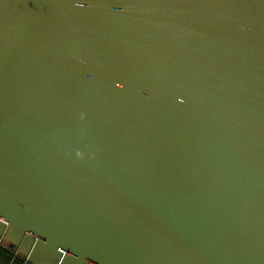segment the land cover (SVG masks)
<instances>
[{
  "label": "water",
  "instance_id": "obj_1",
  "mask_svg": "<svg viewBox=\"0 0 264 264\" xmlns=\"http://www.w3.org/2000/svg\"><path fill=\"white\" fill-rule=\"evenodd\" d=\"M0 235L264 264V0H0Z\"/></svg>",
  "mask_w": 264,
  "mask_h": 264
},
{
  "label": "built area",
  "instance_id": "obj_2",
  "mask_svg": "<svg viewBox=\"0 0 264 264\" xmlns=\"http://www.w3.org/2000/svg\"><path fill=\"white\" fill-rule=\"evenodd\" d=\"M1 248L7 252V264H33L17 246L11 244L3 235H0Z\"/></svg>",
  "mask_w": 264,
  "mask_h": 264
},
{
  "label": "rangeland",
  "instance_id": "obj_3",
  "mask_svg": "<svg viewBox=\"0 0 264 264\" xmlns=\"http://www.w3.org/2000/svg\"><path fill=\"white\" fill-rule=\"evenodd\" d=\"M8 255L7 252L1 248L0 249V264H7Z\"/></svg>",
  "mask_w": 264,
  "mask_h": 264
}]
</instances>
